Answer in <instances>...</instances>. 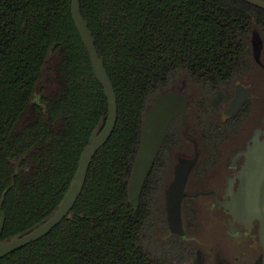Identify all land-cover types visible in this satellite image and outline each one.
<instances>
[{"label": "trees", "instance_id": "1", "mask_svg": "<svg viewBox=\"0 0 264 264\" xmlns=\"http://www.w3.org/2000/svg\"><path fill=\"white\" fill-rule=\"evenodd\" d=\"M80 4L117 96L116 127L70 214L0 264H209L198 248L154 242L157 212L145 188L137 209L129 203L128 181L155 98L183 76L206 88L232 81L247 62L253 33H264V10L242 0ZM107 118L108 100L71 0H0L3 241L55 214Z\"/></svg>", "mask_w": 264, "mask_h": 264}, {"label": "flooded vegetation", "instance_id": "2", "mask_svg": "<svg viewBox=\"0 0 264 264\" xmlns=\"http://www.w3.org/2000/svg\"><path fill=\"white\" fill-rule=\"evenodd\" d=\"M256 32L260 34L263 42L260 65L254 59L251 46L247 62L229 83L219 88H206L187 79L180 80L172 86L177 90L170 88L165 92L181 93L186 99L187 108L185 116L180 114L170 123L165 140L147 178L149 182L146 181L144 186L146 200L149 205L153 206L154 212H157L156 222L153 223L154 240L158 239L161 243L176 241L181 245L198 248L206 254L209 264H214L219 259H226L216 251L219 247L216 243L217 238L214 239L215 233H212L213 240L210 239L212 244L207 246L210 247V251L202 249L204 246L199 244L202 243L201 238L204 237L201 223L202 207L199 208L196 204L201 199L206 200L205 204L215 209L218 208V206L214 207L216 198L221 202L230 199L226 196L230 183L233 186L232 189L237 191L240 186L238 177L246 162L244 155L236 158L235 156L247 151L257 130H264V94L259 90L260 81L264 77V33ZM237 85L241 86L243 96H247L248 90L251 96L245 99L234 115L224 118L223 113L236 96ZM255 117L257 121L249 127L251 120ZM259 139H264L263 133H260ZM196 155L199 159L190 174L186 187V192L190 197H187L183 203L184 229L187 239L196 238V241H188L172 234L169 229L165 192L173 179L174 169L179 159H191ZM196 195L198 197L194 198L193 196ZM218 209L222 215L221 221L226 226H232L228 212L221 207ZM233 227L237 235L243 238L237 248L243 255H240L243 259L240 264H264L263 252L259 246L258 223H255L251 232L238 223ZM213 242L216 243L215 246ZM209 252L217 254L214 263L208 259ZM235 261L239 262L237 259Z\"/></svg>", "mask_w": 264, "mask_h": 264}, {"label": "water", "instance_id": "3", "mask_svg": "<svg viewBox=\"0 0 264 264\" xmlns=\"http://www.w3.org/2000/svg\"><path fill=\"white\" fill-rule=\"evenodd\" d=\"M242 1L264 10V0ZM71 10L77 30L90 56L96 78L102 85L108 100L107 122L102 131L99 128L94 130L90 144L82 153L77 172L69 190L61 201L58 210L45 223L32 229L28 233L19 234L9 240L3 241L1 238L5 224V215L2 212L3 198L0 204V259L47 236L70 214L83 191L93 158L110 139L116 127L118 119L117 96L112 81L105 69L104 61L98 54L93 34L83 18L80 0H71ZM251 46L254 59L260 65L263 42L260 34L256 31L253 33ZM240 88L241 86L237 85L236 96L228 109L223 113L224 118L234 115L240 109L245 99L251 96L249 90V95L243 96ZM186 108L187 103L185 97L181 93L171 91L155 98L152 107L146 112L141 131L140 145L128 181V200L135 209L139 207L143 188L165 140L170 123L180 114L185 116ZM260 133L264 134V130H257L252 139V144L248 145L247 151L235 156L236 158L237 156L244 155L246 158V162L238 177L240 180L238 190L234 191L230 183L226 194L230 199L221 202L216 198L214 207L218 206V208H223L231 217L232 226H226L220 220L217 222L219 223L217 229L222 232L220 239L222 241L224 238L231 239L230 241L233 242L234 249L239 247V243L243 238L237 235L238 233L233 226L238 223L243 225L248 232H251L255 227V223H258L259 246L263 252L264 263V139H259ZM198 159V155L191 159L180 158L175 166L173 179L165 192L169 229L172 234L178 235L182 239H187L184 229L183 203L190 196L186 192V187L190 174L196 166ZM193 197L196 198L198 196ZM218 208L211 209L210 205L205 204L202 210L206 215V212H210L209 210L220 211ZM201 223L204 227L206 222L203 215L201 217ZM187 240L196 241V238ZM199 244L203 246V240ZM236 251L238 253L232 259L225 258L231 264H240L242 262V258L240 257L242 255L241 252L238 249ZM235 259L239 262L235 261Z\"/></svg>", "mask_w": 264, "mask_h": 264}, {"label": "rangeland", "instance_id": "4", "mask_svg": "<svg viewBox=\"0 0 264 264\" xmlns=\"http://www.w3.org/2000/svg\"><path fill=\"white\" fill-rule=\"evenodd\" d=\"M182 79L181 80H187L188 78H186L185 76L181 77ZM173 90H177L175 87H172ZM171 88V89H172ZM260 91H262V93L264 94V77H262V81H260ZM257 121V118L255 117L254 119L251 120V123L249 125L252 126L253 124H255V122ZM249 127L247 128V132H248V129ZM246 132V133H247ZM205 201L206 200H199L197 202V207L199 208H203L202 205H205ZM210 212H206V215H205V212L202 210L201 214L203 215L204 217V220H205V226L203 227V231H202V234L204 235V238L202 237L201 239L203 240L204 244L203 246L205 247H202V249H206V250H209L210 251V247H207L208 245L212 244V241L210 239L213 240V235L212 233H215L214 235V239L217 238V245H218V249L216 250L221 257L223 258H226V259H232L235 255H237L238 251H236L237 249H234L233 247V242L230 241L231 239H228V238H224V240L222 241L220 239L221 237V230L217 229V227L219 226V223H217L218 221L221 220V217L222 215L220 214L221 212L219 211H212V210H209ZM201 215V217H202ZM205 215V216H204ZM203 219V218H202ZM162 237V236H161ZM154 242H158L156 244H159L160 245V241L157 240H154ZM213 242V246H215V244ZM213 253V252H212ZM208 253L209 254V260H212V262L214 263L215 259H217V254H215V252L213 253ZM243 261V259H242ZM177 263V262H176ZM183 264H188L187 260H185L183 262Z\"/></svg>", "mask_w": 264, "mask_h": 264}]
</instances>
